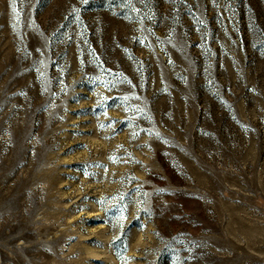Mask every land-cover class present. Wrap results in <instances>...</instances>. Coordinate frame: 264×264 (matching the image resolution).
Segmentation results:
<instances>
[{
    "label": "rangeland",
    "instance_id": "rangeland-1",
    "mask_svg": "<svg viewBox=\"0 0 264 264\" xmlns=\"http://www.w3.org/2000/svg\"><path fill=\"white\" fill-rule=\"evenodd\" d=\"M0 264H264V0H0Z\"/></svg>",
    "mask_w": 264,
    "mask_h": 264
},
{
    "label": "snow or ice",
    "instance_id": "snow-or-ice-1",
    "mask_svg": "<svg viewBox=\"0 0 264 264\" xmlns=\"http://www.w3.org/2000/svg\"><path fill=\"white\" fill-rule=\"evenodd\" d=\"M85 2H87V0H85Z\"/></svg>",
    "mask_w": 264,
    "mask_h": 264
}]
</instances>
